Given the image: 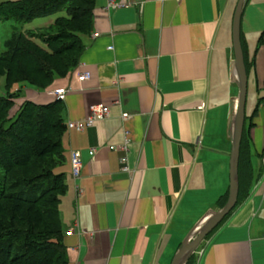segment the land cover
<instances>
[{
	"label": "crops",
	"instance_id": "1",
	"mask_svg": "<svg viewBox=\"0 0 264 264\" xmlns=\"http://www.w3.org/2000/svg\"><path fill=\"white\" fill-rule=\"evenodd\" d=\"M108 1L96 0L78 66L26 98L48 103L50 92L68 90L60 100L67 126L86 121L96 105L110 113L65 133L60 211L69 264H172L230 190L239 0H116L127 4L117 9ZM241 41L251 180L242 203L193 255L195 264H264V0H246Z\"/></svg>",
	"mask_w": 264,
	"mask_h": 264
},
{
	"label": "trees",
	"instance_id": "2",
	"mask_svg": "<svg viewBox=\"0 0 264 264\" xmlns=\"http://www.w3.org/2000/svg\"><path fill=\"white\" fill-rule=\"evenodd\" d=\"M95 7L96 0L0 2V20L14 19L19 24L63 13L42 32L13 33L0 55V62L9 69L7 81L18 79L46 91L65 78L80 62L85 50L81 36L93 29ZM16 98L10 92L0 94V264H69L60 211L68 189L61 171L67 131L63 105L57 99L26 100L11 116ZM251 172L244 128L237 206L246 197ZM228 197L229 193L220 200L219 209ZM195 263L192 256L187 264Z\"/></svg>",
	"mask_w": 264,
	"mask_h": 264
},
{
	"label": "water",
	"instance_id": "3",
	"mask_svg": "<svg viewBox=\"0 0 264 264\" xmlns=\"http://www.w3.org/2000/svg\"><path fill=\"white\" fill-rule=\"evenodd\" d=\"M245 3L246 0L238 1L233 20V44L239 95L238 108L234 117L232 130L233 150L231 157V185L228 201L222 209L209 213L203 221L194 228L175 254L172 264H187L205 239L225 220L238 203L240 150L245 128L248 96V74L241 41V19Z\"/></svg>",
	"mask_w": 264,
	"mask_h": 264
},
{
	"label": "rangeland",
	"instance_id": "4",
	"mask_svg": "<svg viewBox=\"0 0 264 264\" xmlns=\"http://www.w3.org/2000/svg\"><path fill=\"white\" fill-rule=\"evenodd\" d=\"M5 1H17V0H0V2ZM63 15L60 13L58 15H54L51 17L38 18L31 22H27L25 24H19L14 19L10 20H0V55L6 52V42L12 37L15 31H34V32H42L46 30L47 27H50L54 24L57 17ZM9 69L6 65H3L0 62V94H11L16 95L17 105L11 112V116H13L22 104L28 100L26 96H28V89H34L28 83H23L17 79V81L9 83L7 81V73ZM10 86V87H9ZM10 88V89H9ZM9 89V90H8ZM249 102V99H248ZM73 232V231H72Z\"/></svg>",
	"mask_w": 264,
	"mask_h": 264
},
{
	"label": "built area",
	"instance_id": "5",
	"mask_svg": "<svg viewBox=\"0 0 264 264\" xmlns=\"http://www.w3.org/2000/svg\"><path fill=\"white\" fill-rule=\"evenodd\" d=\"M127 6L126 3L124 2H118L116 0H109L108 1V8L110 9H117V8H121V7H125ZM112 49V48H110ZM90 78V73H84L81 75V80H88ZM68 93V90L65 89H56L52 92H50V94L55 97V99L57 100H64L66 98V94ZM91 114L89 116V118L84 121V122H72L69 123L67 128L69 129H75L77 131H83L86 128H90L93 125H95L96 122H100V121H104L106 120L110 113L108 111V108L105 107L104 105H96L91 107ZM128 133H126V140H125V145H124V149L127 150L128 148V144H129V139L127 138ZM90 155L92 157L95 156V150H91L90 151ZM127 159L126 158H122L121 159V164L123 166L122 170L124 172H128L131 173L130 168L128 167V165L126 164ZM71 164H72V173H73V177L75 179H79V177L81 176L82 170H83V160L81 157V153L80 152H73L72 154V158H71Z\"/></svg>",
	"mask_w": 264,
	"mask_h": 264
}]
</instances>
